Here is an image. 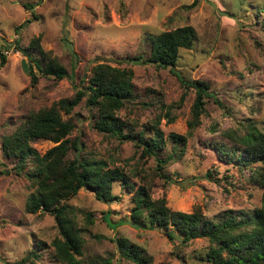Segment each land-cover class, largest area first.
<instances>
[{"label":"rangeland","instance_id":"1","mask_svg":"<svg viewBox=\"0 0 264 264\" xmlns=\"http://www.w3.org/2000/svg\"><path fill=\"white\" fill-rule=\"evenodd\" d=\"M261 7L264 0H0V53L6 57L0 67V145L30 113L84 89L95 65L127 68L133 73V98L116 115L128 125L124 133L143 129L149 137L156 126L165 142L158 155L166 162L159 169L156 158L144 154L135 141L96 129V109L88 105V94L69 113L61 110L74 126L67 137L81 143L82 154L123 170L135 188L143 185L152 198L164 197L172 210H198L217 220L229 210L259 207L261 189L248 178L249 171L220 160L209 143L229 142L226 133L240 132L248 122L264 132ZM26 19L30 22L16 31ZM183 25L195 29L196 40L191 49L180 50L174 70L206 82L210 93L192 130L188 121L195 90L169 67L134 60L147 55L148 34ZM37 36L41 47L65 67L66 77H46L35 69L38 79L31 83L27 58L17 47H27ZM171 133L184 135L186 143H173ZM31 144L41 154L55 145L44 139ZM72 156L70 150L67 158ZM31 191L30 180L0 150V264H18L32 251L37 254L31 256L33 263L22 264H63L52 244L60 238L54 216L25 209ZM112 193L116 200L105 203L82 188L67 201L82 239L77 258L83 264H212L206 259L212 246L207 238L184 243L161 229L137 227L128 220L132 192L115 181ZM106 213L111 224L103 219ZM116 237L127 239L147 261L122 256Z\"/></svg>","mask_w":264,"mask_h":264},{"label":"trees","instance_id":"2","mask_svg":"<svg viewBox=\"0 0 264 264\" xmlns=\"http://www.w3.org/2000/svg\"><path fill=\"white\" fill-rule=\"evenodd\" d=\"M258 10L264 12V7ZM28 22L29 19L24 20L15 30L18 31ZM195 40L196 31L191 25L148 34L147 55L138 54L134 57L139 63L173 69L184 86L195 90L192 119L188 121L189 130L198 124L205 104L204 98L210 96L209 87L206 82L184 78L174 69L180 50L191 49ZM17 50L27 58L32 84L38 79L35 69L46 77L62 79L67 76L65 67L41 47L39 36L32 39L27 47H17ZM5 63L6 57L0 53V67ZM92 70L87 85L83 86L85 90L79 88L73 98L60 99L49 107L30 113L11 134L1 139L2 157L10 161L18 173H23L30 180L32 191L25 204L26 211L47 212L55 218L60 234V238L52 241L55 258L63 264H83L77 258V255H81L82 239L73 225L67 201L84 188L98 200L112 202L117 198L112 193V187L115 181H119L123 188L132 192L133 207L128 219L131 224L161 229L169 239L178 237L184 243L195 238H207L212 246L206 259L212 264H264V132L254 123L248 122L242 131L226 133L229 142L213 140L209 143L220 160L249 171L248 178L261 189L259 207L238 213L229 210L217 220L205 217L198 210H172L166 205L164 197L152 198L143 185L135 188L123 170L107 168L103 160L84 156L81 143L67 137L74 126L69 120L62 118L61 110L69 113L84 94H88V105L96 109L93 123L96 129L118 139L135 141L144 154L156 158L159 169L166 162L158 155L165 147V142L156 126L151 127L153 134L149 137L145 136L143 129L136 133H124L126 123L116 115L133 98L132 70L107 64H97ZM126 127L128 128L127 124ZM169 137L177 145L186 143L184 135L171 133ZM38 139L50 140L55 145L41 154L31 144ZM70 150L73 156L67 158ZM103 219L111 224L109 213ZM115 243L122 256L137 263L147 261L127 239L116 237ZM31 254L34 258L37 256L35 251ZM31 256L18 264L28 260L33 263Z\"/></svg>","mask_w":264,"mask_h":264}]
</instances>
